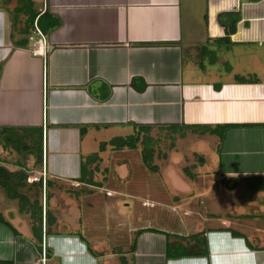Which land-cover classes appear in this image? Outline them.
Segmentation results:
<instances>
[{"label": "crops", "instance_id": "1", "mask_svg": "<svg viewBox=\"0 0 264 264\" xmlns=\"http://www.w3.org/2000/svg\"><path fill=\"white\" fill-rule=\"evenodd\" d=\"M32 1L35 11L47 10L59 24L42 32L38 49L39 36L24 34V13L15 16L17 0H0V127L15 128L23 143L24 128L32 140L42 129L43 161L35 163L34 149L24 159V149L0 138V165L32 167L29 182L45 174L42 197L48 195L56 218L43 238L48 264H264V0H205L203 12L193 0ZM226 12L240 15L234 30L226 28L232 19L228 26L218 19ZM24 38L27 45L18 46ZM226 124L232 126L222 140L194 131H221ZM139 126L216 138L217 158L206 170L217 174L212 180L224 191L213 194L201 219L180 214L179 225L172 212L182 206L170 203L149 211L145 222L134 216L135 207L133 214L123 212L125 224L122 211L95 223L94 207L99 212L108 202L100 191L121 196L100 182L113 152L125 149L136 167L145 165L138 145L110 142L137 134ZM93 153L99 158L88 168L96 184H89L80 180L81 163ZM147 170L137 172L151 174ZM62 183L73 186L74 196L65 199L56 186ZM183 184L197 185L193 176ZM77 196L80 205L73 203ZM17 202L0 188V215L12 226L0 221V262L35 264L32 219ZM7 209L14 210L12 220L4 216ZM198 233L200 243L191 238ZM204 240L208 251L200 254ZM168 245L169 252L184 254H168Z\"/></svg>", "mask_w": 264, "mask_h": 264}, {"label": "rangeland", "instance_id": "2", "mask_svg": "<svg viewBox=\"0 0 264 264\" xmlns=\"http://www.w3.org/2000/svg\"><path fill=\"white\" fill-rule=\"evenodd\" d=\"M188 1L189 0H184V3H187ZM193 1L195 9L198 12H203L202 9L205 6V0ZM30 34H35L34 26L33 29L30 30ZM81 131H83L84 133L86 130L85 128H81ZM149 134L151 139H153V143H151L150 146L148 144V147H151L153 151L151 163L152 165H156L158 167V170L154 171L149 169L151 174L144 172L138 173L137 170L139 169V167L146 170L145 172H148L147 166L141 163L136 167L133 161L134 159H129L126 152H124L126 151L125 149H123V151H114L113 154L116 155V158H114L113 164H105L104 177L106 178H103L100 182L103 185L110 186V188L114 189L115 191H121V196L112 197L111 194L106 193V190L100 191L102 192L100 196L102 197L103 201L107 200L108 202H106L104 206L101 205V211L99 212H96V206L94 207L93 213L97 217L98 221H96L95 223L98 225V227L101 226V221L105 220L107 215L116 214L120 211H122L121 214L124 218H119V220L123 224L127 223L125 220V216L126 219L129 216H127V214L123 212L133 214L132 210L135 207L139 209V212H135L136 214L134 216L140 214V219H143V222H145V215H148L149 211H152L153 208L158 210L160 208H163L162 206L169 205L170 203L182 206V208L177 207V211L174 210L172 212L174 214L176 213L177 217L179 218V225L182 221V217L180 216V214H183L185 216V219H189L186 216L188 215L192 221H196L198 219H201L200 216L198 217V214H200L201 211L212 208V198L214 197L213 194L219 192V189H222V191H224V185L218 183L219 181L214 182V179L212 180L211 175L215 177L217 176V174L215 172L211 174V172H208L206 170H212L211 165L212 163L214 164L217 158L215 137H207L202 140L195 137L189 131H172L170 128L166 127H157L154 129L151 128ZM143 147L144 146L142 145V143L139 142L138 148L141 157L143 154ZM137 152L138 151H135L134 153ZM204 154L207 156L208 161H210V165L208 166H204L205 157H201V155ZM49 155V160H53V157H51L52 154ZM167 171H169V175L172 177V181L169 180ZM188 173H190V175ZM148 175H151L153 179L150 180V177H148ZM135 176L138 177L137 180L139 181L135 179ZM189 176H193L194 183H196L197 185L192 184L189 187L185 188L186 185L183 184V181L188 182ZM56 186H59L60 190H62V195L66 196L65 199H68V196H74L69 192L73 187L70 183L57 184ZM140 187L145 188L146 191H144V193L142 194L140 192L139 194L141 195H138L137 192H139ZM148 187H154V189L152 188L153 191L151 192V195L147 191ZM23 191L25 193H29L32 197L35 195L34 192L29 191L27 188ZM91 191L92 193H97V191L99 190H97V188H92ZM257 192L258 191H256V193ZM196 193H198V195ZM75 199L76 200H74L73 203L76 205H80L81 199L78 196ZM256 200L258 203L260 202V199ZM118 201H120V203H118ZM42 203L45 206L44 197H42ZM14 215L15 213L13 209H7L4 213V216L7 220H12ZM28 217L29 214L27 218ZM89 217L87 216L88 219ZM96 217L93 218L95 219ZM84 220L85 218L81 217L82 223L84 222ZM134 220L136 221V218H134ZM160 221H163V219H160ZM29 223L31 224L33 223V221L30 220ZM109 223L115 224L113 218L110 219ZM181 228H184V226H182ZM22 233L25 234V229L22 230ZM39 254H37L36 256L35 263L40 258ZM48 262L49 261L47 258L46 264H48Z\"/></svg>", "mask_w": 264, "mask_h": 264}, {"label": "trees", "instance_id": "3", "mask_svg": "<svg viewBox=\"0 0 264 264\" xmlns=\"http://www.w3.org/2000/svg\"><path fill=\"white\" fill-rule=\"evenodd\" d=\"M18 5L15 7L14 12L15 16L18 17L19 14L24 13V34L29 33L30 29L33 28L34 23L36 22L38 28L45 34L50 32L55 26L59 24L58 20H55L50 16L45 10L44 12L40 13V11H35L33 8V1L32 0H17ZM238 13H221L218 16L220 22L226 24L228 26L229 18L232 19L231 29L226 27L229 30L235 29V24L239 18ZM226 21V23H225ZM28 43L27 39L24 38V41L18 43V46H26ZM231 124H226L222 127L221 131L217 130V128L211 127H201V129H194L196 132L200 133H210V134H218L220 140L223 139L224 132L228 127H231ZM172 131H177L178 129L175 126L169 127ZM186 128V127H185ZM150 126H139L137 134L130 135L127 138H117L112 139L110 142L118 148L122 147H129V148H136L139 142L142 143L143 147V154L142 160L144 164L147 166L148 169L157 171L158 167L156 165H152V156L153 151L151 147H148L153 143V139L150 137ZM28 128H24V143L22 142V137L19 136L15 128L12 127H0V138H5L9 143H12L14 146H17L19 149H24V159H26V155L31 153L32 149L35 150V163L42 164L43 161V130L36 129L34 139L32 140L29 134ZM149 142V143H148ZM106 143H102L100 148L103 149ZM149 148V149H148ZM98 154L93 153L92 155L87 156L81 163V177L80 180L84 181L89 184H96L93 180V171H90L88 166L91 162L97 160ZM1 160V159H0ZM32 167L24 165V169L18 170H10L7 167L0 165V188H2L5 194L11 198L16 199L19 204V211L26 212L30 214V218L33 221L32 224V232L34 238L36 240V246L39 252L42 251V242L44 238V234L48 235L51 232V226L54 224L56 218L52 214V212L48 209L47 198L48 195H45V206L42 203V190L44 185L43 178H40L37 181L29 182V171L32 170ZM46 186L50 184V181H46ZM28 189L35 193L32 197L29 193H25L23 190ZM0 221L6 223L10 227H12L8 222H6L3 217L0 215ZM152 230V229H151ZM15 233H18L17 230L13 229ZM235 233V232H234ZM198 233L195 235H191L192 239H195L197 243L201 241L198 238L201 236ZM203 248L200 249V254L207 253V246L206 241H203L201 244ZM131 249H134V245H132ZM171 251V250H170ZM178 251V252H177ZM168 254H175L177 256H182L184 252L179 251L178 249H174L173 251L169 252V245L167 247ZM46 255H48L46 249ZM122 262H125V258L121 257ZM0 264H11V262H0Z\"/></svg>", "mask_w": 264, "mask_h": 264}, {"label": "built area", "instance_id": "4", "mask_svg": "<svg viewBox=\"0 0 264 264\" xmlns=\"http://www.w3.org/2000/svg\"><path fill=\"white\" fill-rule=\"evenodd\" d=\"M34 33L39 36V39H38L39 41L37 40L38 49H39V48H41V44L40 43H41V39L44 38V35H43L42 31L38 28L36 22L34 23ZM32 38H33V35H30L29 39H32ZM37 42L34 43V45L37 44ZM38 49H36V50L33 49V51H39ZM43 173H44V171H43ZM44 176H45V174H43V179H44ZM39 255H40V258L35 264H46L47 255H46V245L44 244V242L42 244V251L40 252Z\"/></svg>", "mask_w": 264, "mask_h": 264}]
</instances>
